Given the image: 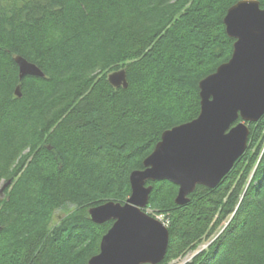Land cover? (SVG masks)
I'll return each instance as SVG.
<instances>
[{"label": "trees", "instance_id": "1", "mask_svg": "<svg viewBox=\"0 0 264 264\" xmlns=\"http://www.w3.org/2000/svg\"><path fill=\"white\" fill-rule=\"evenodd\" d=\"M238 1L0 0V187L11 181L0 264H89L113 223H94L89 208L124 203L162 133L198 116L200 80L232 55L223 19ZM17 55L44 76L20 79ZM119 68L126 88L107 79ZM249 126L245 153L188 203L171 181L147 182L146 208L169 220L158 264L206 240L185 264H264V114Z\"/></svg>", "mask_w": 264, "mask_h": 264}, {"label": "water", "instance_id": "2", "mask_svg": "<svg viewBox=\"0 0 264 264\" xmlns=\"http://www.w3.org/2000/svg\"><path fill=\"white\" fill-rule=\"evenodd\" d=\"M223 21L234 39L232 55L200 80L198 116L162 133L144 168L131 172V194L124 203L110 200L89 208L94 223L113 221L89 264L160 263L169 230L145 211L153 188L147 182L171 181L178 186L176 203L186 204L198 185L216 187L248 148L249 124L264 114V8L258 0H239ZM15 61L20 79L44 76L25 57L17 55ZM107 79L115 88L128 86L126 68L109 72ZM15 93L21 97L20 84ZM10 182L0 187V194Z\"/></svg>", "mask_w": 264, "mask_h": 264}, {"label": "rangeland", "instance_id": "3", "mask_svg": "<svg viewBox=\"0 0 264 264\" xmlns=\"http://www.w3.org/2000/svg\"><path fill=\"white\" fill-rule=\"evenodd\" d=\"M75 209H76V207L74 205H71V204L65 205L62 208L58 209L55 212V214H54V218H53V222L51 224V227L59 224V222L61 221V219L64 216H66L67 214L73 212ZM145 211L147 213H149L150 215H152V216L158 218L159 220H161L168 227V224H169L168 216L162 215V214H158L156 211H154V210H152L150 208H145ZM208 245H209V241L206 240V241H204V242H202L200 244L198 250L191 251V252L187 253L186 255L173 260L170 264H185L187 261L191 260L193 255H195L199 250H203Z\"/></svg>", "mask_w": 264, "mask_h": 264}, {"label": "bare ground", "instance_id": "4", "mask_svg": "<svg viewBox=\"0 0 264 264\" xmlns=\"http://www.w3.org/2000/svg\"><path fill=\"white\" fill-rule=\"evenodd\" d=\"M200 101V100H199ZM251 129V128H250ZM101 225V224H100ZM97 233V232H96ZM100 239V238H99ZM99 241V240H98Z\"/></svg>", "mask_w": 264, "mask_h": 264}, {"label": "flooded vegetation", "instance_id": "5", "mask_svg": "<svg viewBox=\"0 0 264 264\" xmlns=\"http://www.w3.org/2000/svg\"><path fill=\"white\" fill-rule=\"evenodd\" d=\"M3 195V194H2Z\"/></svg>", "mask_w": 264, "mask_h": 264}]
</instances>
